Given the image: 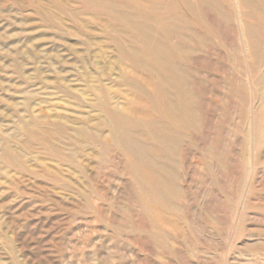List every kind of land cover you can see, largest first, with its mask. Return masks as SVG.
<instances>
[{"label": "rangeland", "instance_id": "1", "mask_svg": "<svg viewBox=\"0 0 264 264\" xmlns=\"http://www.w3.org/2000/svg\"><path fill=\"white\" fill-rule=\"evenodd\" d=\"M0 264H264V0H0Z\"/></svg>", "mask_w": 264, "mask_h": 264}]
</instances>
